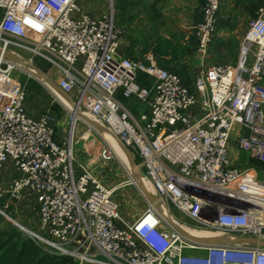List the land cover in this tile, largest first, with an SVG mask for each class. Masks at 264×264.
<instances>
[{
	"label": "built area",
	"instance_id": "1",
	"mask_svg": "<svg viewBox=\"0 0 264 264\" xmlns=\"http://www.w3.org/2000/svg\"><path fill=\"white\" fill-rule=\"evenodd\" d=\"M219 5L204 0L193 28L198 66L189 88L150 54L118 56L123 30L113 5L95 16L78 0H0V214L43 251L79 264H264V246L243 239L264 241V167L230 158L234 137L240 152L264 163V0L240 37L235 64L204 65ZM138 72L150 86L137 83ZM20 75L69 116L67 134L57 136L51 108L29 112ZM120 98L147 108L135 114ZM78 112L139 156L158 205L170 215L171 206L179 220L146 199L135 219L121 215L113 198L119 186H107L76 158L82 140L96 146L102 163L115 159L99 128ZM77 123L84 129L76 136ZM126 176L134 184L129 168ZM20 206L33 210V229L11 216ZM183 220L221 242L189 240L172 225L191 227Z\"/></svg>",
	"mask_w": 264,
	"mask_h": 264
},
{
	"label": "crops",
	"instance_id": "2",
	"mask_svg": "<svg viewBox=\"0 0 264 264\" xmlns=\"http://www.w3.org/2000/svg\"><path fill=\"white\" fill-rule=\"evenodd\" d=\"M92 1L94 0H78L85 9H88L91 14L97 16L99 13L89 9ZM258 2V0H220L216 29L208 48V51L213 56L211 64H235L238 47H235L234 52L230 53L231 39L234 37L240 39L246 29V26H243L245 20L252 18V13L256 15V10L259 6ZM112 3L115 11V23L117 21L120 22L122 19L124 21V26H117L123 27V29L131 28V30H135L133 33L137 31L142 35L171 39L172 37H187L188 34L193 32L195 24L201 19L204 0H112ZM125 32L127 33L128 31L126 30ZM125 40L126 42H123L119 39L118 56L124 57L127 53H130L128 47L130 43L126 37ZM150 53L151 51H148L146 55ZM262 84L264 85V79ZM120 99L131 109L135 105H131L128 102L125 103L123 98ZM26 103L29 112L33 115H38L47 109L34 108L27 100ZM48 108H51L56 114L57 109H53L52 105H49ZM146 108L147 104L145 102L137 103L132 111L137 114ZM56 134L58 137L61 136L57 129ZM82 144V147L75 148L77 160L83 163L105 183L107 177L105 168L106 166L109 167L111 162L106 165V163H102L99 160L96 146H91L86 141ZM107 186L110 187L112 184H108ZM141 212L131 215L129 219H135ZM124 215L128 216V214ZM192 252L197 253L199 251L195 250Z\"/></svg>",
	"mask_w": 264,
	"mask_h": 264
},
{
	"label": "rangeland",
	"instance_id": "3",
	"mask_svg": "<svg viewBox=\"0 0 264 264\" xmlns=\"http://www.w3.org/2000/svg\"><path fill=\"white\" fill-rule=\"evenodd\" d=\"M110 5H113L112 0L111 1L110 0H94L89 5V9L94 10L95 12L101 14V13L107 11L110 8ZM248 21L249 20H245L244 25H243L244 27L247 26ZM116 23H118V25L124 26V24H120L118 21ZM121 28L123 30V27H121ZM192 34H193V32L188 34L187 37L180 36V37H172L171 39H165L164 38L165 41L169 42L168 43L169 46L171 47V49H173V51L175 53L168 54L162 58L163 61H166L167 63H171L174 66L186 67L187 71L189 73L190 79H191V83L189 84L191 87L193 85V83H192L193 78H194V75L197 71V66H198V60H197L196 56H194L195 52L193 54L190 52V50L193 48H195L194 50H196L195 42H193V40L191 38ZM239 40H240L239 38H235V37L231 39L232 42L230 43V53H233L235 47H238ZM120 41L126 42L125 36L121 35ZM128 47H129L130 53H127L124 57H129V58H133V59H140V60L141 59L143 60V58H145L146 53H143L141 51L140 46H136V47L128 46ZM150 54L153 56V60L155 61L156 65L160 68H163L164 66H161L158 63V60L153 55V53L151 52ZM212 57L213 56L211 55V52L208 51L206 56L203 59V64L204 65H210L213 62L211 60ZM39 62H40L39 59H35V63L37 65H39ZM43 68L45 71L49 70V68L47 66H45ZM164 68H166V67H164ZM56 77L57 76L54 74L53 75L54 80L56 79ZM19 79L22 82L26 81L27 87L29 88L27 101L32 106H34V108H40V109L48 108L49 105L54 104V102L52 101V97L49 96L47 93H45L39 84H36L32 80H30V81L27 80L25 75H20ZM136 81L138 83H142V84H149V82H150L147 78V75L143 74L141 72H138V75L136 77ZM57 106H58L57 110H56V114H57L56 116L58 119L57 130H58V133L60 135H65L71 129L70 118L62 110V108L59 105H57ZM263 109H264V107H263ZM82 128H83L82 124L77 123L75 125L74 133L76 136L83 133L82 130L84 128L83 129ZM82 143H83L82 140L78 141L75 148L82 147V145H83ZM87 143H89V142H87ZM230 158H231L232 164L236 165V166H247L248 164H250L249 157L246 154L240 152L236 148V146L234 145V137H232V140L230 143ZM134 159H135V162L137 164L139 162V160L138 161L136 160V154L135 153H134ZM109 163H106V165ZM126 163H127V160H126ZM127 168H128L127 165L120 159V157H118L115 154V159L111 162V165L109 167L106 166V168H105V170L107 172L106 173L107 177H106L105 183L107 185L112 184V186H116V185L119 186L113 192V198L117 201V203L119 205L121 215L127 216L124 214H128V216L124 217V218L130 220L129 218L131 215L137 214L138 212H141L144 210V208L146 206V201H145V198L143 197V195L138 190V188L135 186V184L125 183L126 177H127L126 176ZM5 172H7L6 169H4L1 172V175H3V173H5ZM138 175H139V177L140 176L144 177L142 170H140V169L138 170ZM18 208L19 209L17 211L16 210L15 211L14 210L9 211L11 216L20 225H22L26 228H29V229H33L34 228V225L32 224L33 223L32 220H33V216H34L33 210L27 211L26 208H22L21 206ZM170 209H171L170 210L171 215L175 219L179 220L180 219L179 216L176 214V212H173L171 206H170ZM124 211H126V212L123 213ZM6 220L9 221L8 219H6ZM9 222L12 223L11 221H9ZM183 222L186 223L187 225H191V227H193V228H197L199 230L201 229V228L196 227L194 224L190 223L187 220H183ZM12 224L14 226H16L19 230H21L22 233L26 236L25 232L18 225L14 224V223H12ZM3 226H5L4 223H3ZM69 258H70V260L66 264H79V262L76 259L71 258V257H69Z\"/></svg>",
	"mask_w": 264,
	"mask_h": 264
},
{
	"label": "trees",
	"instance_id": "4",
	"mask_svg": "<svg viewBox=\"0 0 264 264\" xmlns=\"http://www.w3.org/2000/svg\"><path fill=\"white\" fill-rule=\"evenodd\" d=\"M258 1L260 5L261 0ZM254 16L255 14L252 13V17ZM119 23L124 24L123 19ZM116 25L118 24L116 23ZM126 30L128 31L127 33L125 32ZM133 32H135V30H131V28H124L121 34L124 36L126 35L125 37L129 41L130 47L141 46L140 49L143 53L151 51L153 55L157 58L158 63L161 66L166 67H163L164 69L175 73L185 86L192 88L189 85L191 83V79L186 67H177L172 65L171 63L163 61V57L168 54L175 53L173 49H171V47L169 46V42L165 41L164 38L160 36L142 35L137 31V34ZM191 38L193 42H195L196 47V39L194 33L192 34ZM194 49L195 48L190 50L192 54L195 52ZM39 66L41 68L45 67V62L40 61ZM143 85L150 86L151 82H149V84ZM123 101L125 103L128 102L131 105L135 104L132 106V109L135 108L137 105V103L133 99H123ZM52 107L56 110L58 106L56 103H54ZM136 160H139V156L137 154ZM249 160L250 164L247 165L249 167L257 169L260 167H264V163L262 162L251 158H249ZM3 223L5 224V226H3ZM69 260L70 258L67 256H59L42 251L40 247L37 246L30 238L25 236L21 230H19L16 226L7 221L0 214V264H66L69 262Z\"/></svg>",
	"mask_w": 264,
	"mask_h": 264
},
{
	"label": "water",
	"instance_id": "5",
	"mask_svg": "<svg viewBox=\"0 0 264 264\" xmlns=\"http://www.w3.org/2000/svg\"><path fill=\"white\" fill-rule=\"evenodd\" d=\"M4 56L7 57H11V55L8 52H4ZM38 75L45 77V75L43 74V72H41L40 70H38ZM52 87L57 90L58 92L62 93L61 90L54 84H51ZM63 94V93H62ZM78 115L85 120L88 124H90L92 127L94 128H100V124L98 122H96L95 120L91 119L90 117H88L87 115L78 112ZM118 146L121 148V150L125 153L129 164H130V172H131V178L135 184V186L138 188V190L140 191V193L143 195V197L154 207H156L158 205V202L160 201V198L153 195L152 193H150L141 183L139 175H138V168H137V164L135 162L134 159V154L133 152L126 147L124 144H122L118 138L116 136H114ZM173 227L178 230L181 234H183L185 237H187L189 240L196 242V243H202V244H216V243H220L221 242V238L218 236H192L190 234H187L186 232H184L183 230H181L178 226H176L174 223H172ZM246 239L248 241H251L252 243H257L259 245H263L264 246V241H259L257 239L254 238H243Z\"/></svg>",
	"mask_w": 264,
	"mask_h": 264
},
{
	"label": "bare ground",
	"instance_id": "6",
	"mask_svg": "<svg viewBox=\"0 0 264 264\" xmlns=\"http://www.w3.org/2000/svg\"><path fill=\"white\" fill-rule=\"evenodd\" d=\"M63 102H67L65 100L64 97H59ZM98 132L103 136V138L110 144L111 148L113 149L114 153L120 157V159L127 165V167H130L129 161L125 155V153L121 150V148L118 146L115 138L109 133L107 132L105 129L103 128H99ZM127 160V163H126ZM140 181L143 184V186L150 192L153 193V189L152 186L150 185V183L148 182V180L146 178H144L143 176H140ZM158 209L165 214L168 217H171L174 220V217L171 216L169 214V212L167 211V209L163 206V205H158ZM181 230H183L184 232H186L187 234H190L192 236H204L207 235L206 232L199 230V229H195V228H191V227H187V226H180Z\"/></svg>",
	"mask_w": 264,
	"mask_h": 264
}]
</instances>
